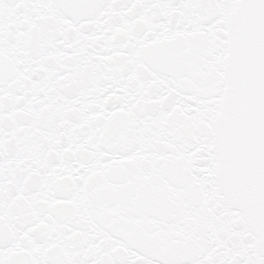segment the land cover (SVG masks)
Here are the masks:
<instances>
[{"label":"snow or ice","instance_id":"1","mask_svg":"<svg viewBox=\"0 0 264 264\" xmlns=\"http://www.w3.org/2000/svg\"><path fill=\"white\" fill-rule=\"evenodd\" d=\"M0 264H264V0H0Z\"/></svg>","mask_w":264,"mask_h":264}]
</instances>
